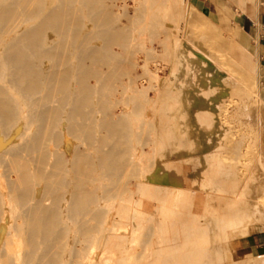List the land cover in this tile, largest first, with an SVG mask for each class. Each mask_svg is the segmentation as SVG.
<instances>
[{
	"label": "rangeland",
	"instance_id": "1",
	"mask_svg": "<svg viewBox=\"0 0 264 264\" xmlns=\"http://www.w3.org/2000/svg\"><path fill=\"white\" fill-rule=\"evenodd\" d=\"M2 1L3 0H0V4ZM35 1L36 0H26L25 2L28 3V5L23 2L21 4L22 6L20 5L19 7L18 12L20 15L17 14L18 12H16V14L14 13L15 16L13 15V20L15 18V22L18 19L19 22H22V24L20 23L19 31L24 30L28 26H32L33 23L35 24L39 19V16L34 19H23L24 15L32 13L34 10L33 8L36 9L39 3L44 6L45 11H48L51 7L58 4L59 0H39V2L37 0L36 3ZM163 4L164 5L159 11L160 13L158 12V24L155 28L158 40L156 42L154 41L152 44L156 49L152 52L153 54H146L145 49H140L141 52L139 49H133L135 51L129 52L127 55L129 60L136 64H134L135 67L131 68V71L124 73L122 77H120L121 79H117L119 82L117 80V82H113L112 91L110 92V94H112H107L108 96L105 97L102 104L99 102V95H94L93 97V105L100 107L99 110L97 109L93 113V119L99 121L101 118L102 120L106 118L108 115L107 113H109L107 118L113 116L111 120H122L119 134L110 135L104 127L97 126L95 128L97 135L99 137H107V143L116 146L118 145L117 147L119 150L121 149L124 154H122L123 158L120 162L121 166L116 171L112 172L111 170L110 174L106 170L104 172L102 165H99V163L95 164L93 172L96 173L94 175L97 179V183L95 184L97 185L96 195L97 198H99L98 201L101 200L97 202V206L103 208V215L99 218L100 221L98 219L92 220L89 228L83 230L84 234L82 235V228L78 225L76 226V223L65 222L64 225L62 224L65 232L58 237L53 236L52 239L56 242L54 245V241L53 243L51 242L49 246L50 251L55 248L52 251V254L54 253L53 255L56 257L55 264H144L148 263L149 260L154 264L157 262L156 259L158 256L162 257L164 255L177 258L176 264H236L237 243L235 240L242 236H246L254 230L264 228V156L260 155L258 157L257 147L251 146V144H253L252 140L256 137L255 132L252 130L234 132L232 138L243 139L245 143L249 142V144L251 142L250 145L248 144L247 147L245 146L244 153L240 156L242 162L238 163V166L241 168L237 180L232 181L229 175L222 177L224 176L223 170L210 172L208 176L206 175L208 179H213V183L218 184L223 191H232L233 188L236 187L232 193L227 195H217L206 193L205 191L161 186L156 183L148 182V173L155 169L157 162L163 161V157L166 159H172L176 156L174 153L169 152L173 149L177 151V147H172L171 145L185 132L184 123L181 117L182 100L180 99V92L189 89V81L197 75L213 74L215 78L212 86L214 85L216 90H222L226 85L233 90L238 89V85L234 82H227L226 84L221 83V75L229 73V75L236 77V72L230 68L229 63L225 56L221 54V51L216 49L217 47L213 38L210 39L208 46L213 49L211 53L216 65L207 64L204 66L203 61L197 59L194 54L195 52L190 49L191 45L189 43L193 42L191 39L192 36L190 35L191 28H193V31H204L206 28V19L204 20L205 23H201L200 19L191 22V15L195 8L193 6L190 7L189 0H167L166 2H163ZM16 15L18 16L17 19ZM30 23L31 25H29ZM49 31L50 37L48 32L46 35L50 43H56L61 39L54 31ZM53 33L55 34L54 36ZM11 35L12 34H9V36ZM14 35L15 34L12 36ZM53 37H55L56 42ZM204 39L203 37L200 39L201 44H203ZM49 62H51V64H49ZM52 63L53 60L50 58L43 61L42 68L46 71V75L48 74L49 69L52 70L54 68L55 65L54 63L52 65ZM48 65L49 67L45 68ZM135 74L137 76L133 77ZM128 79H131V81ZM200 80L197 86H205L202 79ZM91 81L96 83L94 79ZM227 81H231V79H227ZM115 82L118 85L115 84ZM68 84L74 89L77 85L76 78H71ZM243 85L245 84L243 83ZM243 90L251 93V91L254 90V87L252 85H245ZM107 97H109V99H107ZM19 99L20 101H23L21 98ZM111 99L116 104L113 103ZM99 103L103 106H98ZM110 103L113 105L111 106ZM108 104H110V106ZM68 107L69 106L65 108L60 124H58V127L56 128V130L61 133L60 140H53V142L45 135V145H49L48 147L51 150L57 151L61 155L65 154L64 156L68 157L72 155L74 147L76 148V146L90 149V151L95 153L97 150L95 148H90L87 145V142L81 139L79 134V136L77 134L74 135L70 133L69 129L67 130V127H69V121L67 119L69 111ZM34 108H38V106L35 105ZM106 109L111 110L112 112L110 111L106 113ZM112 109H114V111ZM102 112L104 114L106 113V116H104V114L102 115ZM75 119L79 125L86 123V120L83 122L84 118L82 119V117H80V119L79 117L78 119L76 117ZM20 122H17V125L11 124L10 127L7 126L6 130L9 128V131H5V128L0 127V151H4L13 144L20 143V139L23 140L21 135H29L33 132L30 134L32 136V134L35 135L36 132L41 129V126L36 123H34V125L27 123L28 121L26 122L25 118L24 120L22 118ZM47 123L50 125L49 128H47L49 132L51 130V120L49 119L45 122L43 125L44 129ZM24 128L26 131H23ZM100 131H102V133H100ZM2 133H7V136L4 134L3 137ZM48 139L49 141H47ZM7 140H10V142L8 141V143ZM1 144H4V146L2 145V147ZM28 153L29 152H24L20 156L3 153L6 162L4 163V161H0L1 257L8 255L12 256L18 251H23L24 247L25 249L28 248L26 247L27 244L23 243V237L19 235L22 239L20 240L18 234L17 236L15 235V225L18 222H23L21 219H15V215L16 213L17 215L20 214L23 206H19L15 198L16 193L12 191L9 186L8 180H10L11 176H4L7 172L9 173L11 169L15 170V167L27 164L28 155L26 154ZM181 154H185V152H177V155ZM129 158L132 159L129 160ZM182 160V164H177L173 169L174 176L179 181L185 173V168L187 167L185 164L191 162L187 155ZM228 160H230V157ZM131 162L132 165L130 164ZM116 163H118V161ZM163 168L165 171L170 170L171 167L163 165ZM128 169L130 170L128 171ZM15 173L17 172L14 171L12 176L13 180L15 178ZM104 173H106L107 176ZM108 175L113 179L109 178ZM118 180L120 181L118 182ZM122 181L123 184L121 183ZM104 182L106 184L108 183V185H105ZM115 184H117V187ZM112 185L115 186V189ZM259 185H261L262 188L257 190ZM106 186L108 189L112 186L115 192L113 191L114 193L111 192L109 195L106 194ZM173 188H176V193L183 195L180 197L179 194H177L179 197L176 198L177 200L175 199V201L179 200L178 202L180 204H178L179 207H174V212L176 214L180 213L185 215L179 220L176 217H166V212L163 208L165 206L164 198ZM37 189L38 191L41 190L40 188ZM242 190H245L246 192L245 197L240 194ZM245 199L246 201L254 199L255 204L250 203L246 206ZM256 202L261 204L258 205ZM254 205L257 207L261 206L262 209L251 211L250 207L252 208ZM242 207H245L246 210L240 209ZM163 219L165 221L175 219L179 224L175 227L168 228V230L165 229L164 231L159 229L160 227L155 228V223L158 224V222H161V220L163 221ZM150 226L153 227L150 228ZM200 226L206 228V230L202 232ZM74 227H76V230ZM105 228L107 230H105ZM145 229L150 232H146ZM76 234H78V236H76ZM81 236L82 238L79 239ZM148 238L150 239L149 242L147 240ZM167 238H169V241L166 240V242H164L165 240L163 239ZM153 240H157L155 241L156 244ZM151 241L156 247L152 248ZM161 241H163L164 244L161 243ZM56 243L59 245H56ZM158 245H163V248H161L162 246L157 248ZM5 250H7V252L9 250V252L7 253ZM38 250H41L42 252L43 249L41 248ZM39 251L38 253H41ZM76 252L77 254H75ZM153 254L155 257L152 256ZM156 254L158 256H156ZM18 263L22 264V260H19ZM35 263H37V261Z\"/></svg>",
	"mask_w": 264,
	"mask_h": 264
},
{
	"label": "bare ground",
	"instance_id": "2",
	"mask_svg": "<svg viewBox=\"0 0 264 264\" xmlns=\"http://www.w3.org/2000/svg\"><path fill=\"white\" fill-rule=\"evenodd\" d=\"M25 1L3 0L0 4V127L5 128V131H9V128L6 130L7 126L10 127L11 124H16L22 118L23 120L25 118L26 122L28 121L27 123L33 125L36 123L41 126V129L35 135L32 134V136L30 135L33 133L31 131L29 135H21L23 140L20 139V143H12L13 145L8 148L6 146L4 151H0V161H4V163L6 161L3 153L20 156L24 152H29L26 154L28 155L27 164L19 165L15 167V170L11 169L9 173L7 172L4 175L6 177L11 176L10 180H8L9 178L7 179L9 186L16 193L15 198L19 206H23L20 214L17 215L16 213L15 215V219H21L23 222L19 223L18 221L20 220H18V223L15 225L16 230H14L16 231L15 235L17 236L18 234L20 240H22L20 236L23 237L24 242H22L27 244L26 247L28 248L25 249L24 247L23 251L17 250L18 252L12 256L7 254L9 250L8 252L5 250L8 256H0V264H19V260H22V264H55L56 257L53 255L54 253L52 254V251L55 249L53 245L56 241L52 237H58L65 232L62 224L64 225L65 222L76 223V226L78 225L82 228V235L84 234L83 230L89 228L92 220L98 219L100 221L99 218L103 215V208L97 206V202L101 200L98 201L99 198L96 195L97 185L95 184L97 183V179L94 175L96 173L93 172L95 164L99 163V165H102L104 172L106 170L110 174L111 170L112 172L116 171L121 166L120 162L123 158L122 154H124L121 149L119 150L118 145L107 143V137L104 138L97 135L95 131L97 126L104 127L110 135L119 134L122 120H111L113 116L107 118L109 116L107 112L111 111L107 109V116L105 115L106 113H103L104 111L102 112V115L104 114L106 118L102 120L100 118L99 121L93 119V113L100 108L97 105H93V97L94 95H99V102L102 104L105 97L108 96L107 94H110L112 91L113 82L135 67L136 64L133 61L131 62L127 55L129 52L135 51L133 49H145L146 54H153L152 52L156 49L152 44L158 40L155 33V28L158 24V12L164 5L163 2L167 0H59L58 4L51 7L48 11H45L44 6L39 3L36 9L33 8L32 13H27L23 17V19L28 20L39 16V19L32 26L19 31L18 29L22 22H19V19L15 22L13 15L15 16L20 5ZM25 4L28 5L26 2ZM17 17L16 15V19ZM49 30L54 31L61 39L56 42V35L53 37L56 43H50L46 35L47 32L49 35ZM9 34L15 35L9 36ZM48 58L53 60L55 66L52 70L49 69L46 75L42 64ZM48 67L49 65L45 68ZM136 76L135 74L133 77ZM71 78H76L77 80V85H74V89L68 84ZM92 79L96 83H93ZM128 80L131 81V79ZM117 81L119 82V80ZM116 82L115 84H117ZM19 98L23 101H20ZM112 102L115 103L113 100ZM100 103L98 106H103ZM110 104L111 106L113 105L112 103ZM110 104L108 105L110 106ZM35 105L38 108H34ZM67 106H69L67 117L69 127L66 126L67 130L69 129L71 134H79L81 139L86 141L90 148L97 150L95 153L90 151V149L76 146L72 155L68 157L64 156L65 154L61 155L59 152L51 150L48 147L49 145H45V135L51 141L60 140L61 133L56 128L60 124L62 114ZM112 110L114 111V109ZM76 117L77 119L78 117L79 119L80 117L84 118L83 122L86 120V123L79 125L76 122ZM49 119L51 120V130L48 132L49 123H47L45 129L43 125ZM23 131H26V129L24 128ZM8 141L10 142V140ZM2 145L4 146V144ZM117 161L118 163H116ZM130 164L132 165V162ZM97 170L99 171L98 168ZM14 171L17 173H15L13 180ZM109 178L112 177L109 176ZM124 178L122 179L125 180ZM121 183L123 184V181ZM105 185H108V183H105ZM112 186L110 187L111 189L109 188L111 191L106 186V194L109 195L114 191ZM37 188L41 190L38 191ZM261 188L262 186L259 185L257 190ZM177 194L180 197L183 196L180 193H176V188L171 189L164 198L165 206L163 208L166 212V217H176L179 220L185 215L174 212V207H179L178 204H180L179 200L175 201L179 197ZM240 194L245 197V190H242ZM245 203L248 206L250 203L255 204V201L254 199L251 201H246L245 199ZM257 204L260 205L261 203ZM240 209L246 210L245 207ZM250 209L254 211L262 209V207L254 205ZM178 224V221L175 219L167 221L163 219L158 224L155 223V228L160 227L159 229L164 231ZM94 226L97 227L96 225ZM152 227L150 226V228ZM204 227L200 226L202 232L206 230ZM105 230L107 229L105 228ZM147 240L149 242L150 239L148 238ZM163 240L166 242V240L169 241V238ZM155 241L154 243L156 244ZM51 242L54 249L50 251L49 246ZM57 243L56 245H59ZM151 245L152 248L156 247L153 245V242ZM159 246L163 248V245H158L157 248ZM41 248L43 249L42 252L38 250ZM37 250L41 253H38ZM156 256L158 255L156 254ZM156 260L157 262L154 264L177 263V258L169 255L158 256ZM149 262L144 264H153Z\"/></svg>",
	"mask_w": 264,
	"mask_h": 264
},
{
	"label": "crops",
	"instance_id": "3",
	"mask_svg": "<svg viewBox=\"0 0 264 264\" xmlns=\"http://www.w3.org/2000/svg\"><path fill=\"white\" fill-rule=\"evenodd\" d=\"M189 4L195 8L191 22L200 19L205 23L206 19L204 31L191 28L193 42L189 43L190 49L204 66L216 65L211 53L213 49L208 46L213 38L216 49L236 72V77L227 72L221 75V83L234 82L238 89L226 85L224 89L216 90L212 86L213 74L194 76L189 81V89L180 92L185 132L171 145L177 147V151L173 149L169 153L176 156L172 159L163 157V161L157 162L155 169L148 173L147 179L161 186L227 195L236 187L232 191H223L207 176L210 172L223 170L222 177L231 172L232 181L239 178L241 167L238 163L242 162L240 156L249 142L232 139L234 132H255V140L252 138L254 141L250 144L257 147L258 157L264 156V0H189ZM201 36L205 38L203 44ZM198 79H202L205 86H197ZM243 83L252 85L254 90L251 93L243 90ZM180 151L185 154L177 155ZM186 155L191 162L185 164V173L179 181L173 169L182 164ZM163 165L171 167L170 170L164 171ZM235 242L236 264H264V228Z\"/></svg>",
	"mask_w": 264,
	"mask_h": 264
}]
</instances>
